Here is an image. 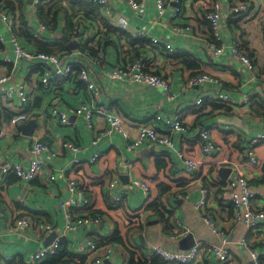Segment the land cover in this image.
Here are the masks:
<instances>
[{
  "label": "crops",
  "instance_id": "0c3cea01",
  "mask_svg": "<svg viewBox=\"0 0 264 264\" xmlns=\"http://www.w3.org/2000/svg\"><path fill=\"white\" fill-rule=\"evenodd\" d=\"M109 1L113 8L110 16L102 15L94 5L101 18L83 12L74 13L67 0L44 5L50 19L55 13L59 15L56 29H51L52 24L48 27L39 15H34L33 0L24 1L25 5L19 0H0V8L14 5L12 16L19 15V41L23 47L33 51L36 42L33 44L22 37L23 30L33 37L36 33L38 38L34 39L37 41L51 32L48 37L52 40L57 38L67 47L62 31L72 20L75 25L72 39H78L81 44L89 41L87 46L92 50L81 52L79 48L72 51L67 47V51L60 53L62 58L67 63L82 64L89 70L92 79L102 88V97L96 107L122 117L131 131L132 140L137 136L139 126L153 124L156 115L180 114L188 132L172 133V149L146 142L134 151H128L129 141L121 133L107 132L109 125L102 115L94 114L92 128L84 119L74 115L70 117L73 126L63 125L59 117L53 115L52 108L70 112L89 102L86 87L78 79L66 78L45 90L40 84L39 72H36L40 65L35 67L27 61H15L13 58L14 64L0 67V74L9 75L13 87L26 81V109L34 115L38 125L32 136L25 134L28 130L10 125V119L22 106L18 99L5 101L0 95V166L7 162L28 166L29 151L36 139L49 144L56 156L45 155L48 167L31 183L14 176L1 177L0 170V254L12 257L8 264H27L30 254L47 246L53 234L57 235L55 238L63 236L60 251L65 254L61 260L73 261L70 264H86L100 256L105 246L87 255L79 249L87 248L90 242L104 240L111 245L113 238L118 240L114 243L120 247L115 249L111 245L107 264H135L142 261L143 251L152 246L176 250L188 234L193 235L196 242L219 244L220 240L211 233L194 208L206 199L207 210L216 217L218 226L226 235L230 259L220 262L216 256H211L193 264H249V252L241 244V240L248 236V229L242 222L233 220L219 171L222 167L232 169L225 162H239L247 180L260 188L261 196L256 204L259 210H264V182H259L264 177V141L255 146L260 164L253 166L249 163L253 150L250 142L264 133V0H217L222 6L221 42L216 41L205 18L210 3L215 0H182L180 17L172 18L175 5H171L157 25L154 24L158 16L156 0H148L137 13L131 11L124 0ZM240 3L249 6V15L232 14V7ZM120 18L128 20L127 30L120 28ZM176 26L188 27L189 30L175 34L173 29ZM139 30L149 32L150 39L155 38L160 44H143V41H152L132 38V33ZM0 33L8 40V31L1 21ZM233 40L251 57L255 65L252 74L241 67L227 49ZM168 44L173 46V52L168 50ZM212 45L223 47V53L216 55L210 49ZM6 47L12 55L10 45L6 44ZM138 55L145 59L148 70L169 81L171 90L176 93L175 101L168 102L160 89L112 76L116 67L129 65L139 58ZM0 58L3 60L4 56ZM41 66L49 68L44 63ZM202 73L212 75L219 82L186 87L189 78ZM215 93L228 95L231 102L205 101L202 105H195L197 99ZM245 99L249 104H244ZM158 126L164 130L162 124ZM204 129L211 130V139L221 147L208 156L203 154L200 141ZM95 133H101L96 146L92 145ZM65 141L75 143L80 148L79 153L63 148ZM181 153L185 158L203 162L194 175L185 171ZM222 153L224 155L220 157ZM96 154L100 157L91 164L90 160ZM75 158L83 164L75 166ZM159 161L165 168L158 166ZM237 175L232 171L229 179L233 180ZM51 176L55 178L51 180ZM135 179L149 184L151 192L148 197L140 188L132 186ZM114 180L117 185L110 190L109 184ZM71 182L78 184L83 194L71 190ZM165 186L172 188L168 192ZM179 194L187 195V198L179 199ZM121 195L123 197L119 201ZM85 198L94 206L100 223L97 226L81 225L68 232L69 217L77 219L88 213L91 206L84 204ZM21 199H24V204H20ZM154 203L165 209V218H160L151 209ZM24 215L32 221L49 225L51 230L47 234L32 229L16 232L14 219ZM181 229L185 235L171 239L170 235ZM140 236L144 239L143 244ZM255 251L264 264V236ZM50 258L43 259L40 264Z\"/></svg>",
  "mask_w": 264,
  "mask_h": 264
},
{
  "label": "built area",
  "instance_id": "2783aa9c",
  "mask_svg": "<svg viewBox=\"0 0 264 264\" xmlns=\"http://www.w3.org/2000/svg\"><path fill=\"white\" fill-rule=\"evenodd\" d=\"M26 1V0H21ZM49 0H33L34 5V15L38 16V8L41 4ZM87 3L96 5L100 13L104 16L112 15L113 8L109 0H83ZM125 3L129 6L131 11L137 13L141 8L146 4L148 0H124ZM158 16L154 20V24L161 23V17L164 14L167 7L175 5L172 18L178 19L182 12V0H156ZM250 9L246 3H240L232 7V14L235 16H246L249 15ZM206 20L210 24V29L213 32V35L217 42H221L219 37L221 20H222V6L215 0L210 3L209 9L205 15ZM0 21L6 26L9 37L8 40L0 33V42L4 45L9 44L12 50V55L7 52V49L2 52L4 59L0 67H10L14 64L13 58H16L15 61H27L30 64L34 63L40 65L39 69V78L40 84L45 90H50L52 87H55V84L62 80L69 78L76 74L77 78L81 84L86 87L87 93L89 95V102L81 104L78 108L70 110V112L62 111L56 107L52 108V113L55 116H58L61 123L66 126H73L70 117L71 115L81 117L86 123L92 128V119L94 114L97 113L102 115L106 122L109 125L107 132H117L121 133L128 141L127 149L128 151H134L142 144L149 142L158 146H163L169 149H172L174 146L172 133H187L188 128L184 124L183 119L180 114L174 116H162L156 115L155 121L153 124L139 126L137 129V136L132 140L131 131L127 129V123L114 112H106L96 107L102 97V88L97 85L96 81L92 79L89 70L82 64L75 65L72 63H67L63 60L60 52H42L37 50H27L25 49L19 41L17 36L18 32V23L19 15L13 17L11 12H8L6 9L0 8ZM119 25L122 30H127L129 28V22L126 18L119 19ZM189 30L188 27L176 26L173 29L175 34L184 33ZM77 34V33H76ZM35 38H38V35L34 34ZM78 38V37H77ZM132 38L136 39H149L152 41L153 45L160 44V41L151 38L149 32L146 31H137L132 33ZM57 40V39H56ZM71 42H77L80 47L82 45H87L82 43L78 39H69ZM168 50L170 52L174 51L172 45L168 44ZM210 49L216 55L223 53V47H218L212 45ZM230 54L233 58L239 63L241 67L246 69L248 73L252 74L255 70V65L252 60L241 50L240 44L237 41H232V44L227 47ZM97 61V59H95ZM41 63H44L49 66V68H43ZM32 65V64H31ZM112 76L118 78H123L126 81H131L135 83H141L149 85L153 88L160 89L168 102H173L176 100V93L171 90V85L169 81L164 77L150 71L145 65V59L139 57L132 63L127 66L116 67ZM219 82L212 75L209 74H198L188 79L186 82L187 88H193L195 86L203 85L208 82ZM26 82V81H25ZM25 82L21 83L18 87H13L11 85V77L6 73L0 74V95L4 98L5 101H14L18 99L21 103V109L19 112L15 113L10 119V125L18 127L22 124H25L31 120H34V115L26 109L27 107V94L25 90ZM205 101L218 103V104H229L231 102L230 98L226 94L215 93L207 94L205 98L197 99L195 105H202ZM244 104H249V100L245 99ZM194 106V104H191ZM1 112L0 107V124H1ZM158 124L164 126V130H161ZM101 138V133H95L92 145L96 146ZM202 152L204 155H211L219 150H221L220 145L211 139V130L204 129L201 132L200 136ZM264 141V133H261L254 137L250 142V148L253 149L250 152V164L253 166L259 165V160L255 155L256 145ZM63 148L68 149L74 154L79 153L80 148L73 142L65 141L63 143ZM30 161L28 166H24L19 163L7 162L0 166L1 177H10L14 176L18 180L25 183H31L35 181L40 174H43L48 167V162L45 159V155L55 157L56 153L52 147L44 143L41 139L34 140L30 151ZM1 156V151H0ZM99 154L94 155L90 160V163L93 164L99 159ZM180 157L184 158L185 171L194 175L202 166L203 162L194 161L188 158H185L183 154H180ZM232 167V171L238 173L237 177L233 180L229 178L224 184V192L229 199L230 204L232 205V218L236 222H242L248 229V236L244 237L241 240V244L249 252L250 264H263L261 257L255 248L263 240L264 236V210H259L257 208L256 201L261 196L260 188L253 185L250 181L247 180L245 175L241 171V166L239 162H225ZM83 161L78 158L74 159L75 166H81ZM51 180L55 178L54 176L50 177ZM117 181L114 180L109 184V189L115 188ZM132 186L134 188H140L146 195L149 196L151 192L150 186L147 182L135 179L132 181ZM85 187V186H84ZM71 190H78L80 194H83V189H81L78 184L75 182L70 183ZM122 195L119 196L118 200L122 199ZM179 199L187 198V195L183 196L182 194L178 195ZM20 204H24V199H21ZM84 204L86 206H91V203L88 199L85 198ZM88 213L82 217L75 219L74 216L69 217L68 223L66 225V230L72 231L78 229L81 225H94L97 226L100 223V217L96 214H93L94 206L89 207ZM195 210L199 213L200 217L204 220L206 226L211 231V233L220 240L219 244L205 243L203 241L196 242L194 247L187 251H177L166 248L165 246H152L148 250L143 251L142 261L144 264H151L154 259H161L167 264H193L198 261H201L205 258H210L211 256H216L220 262H227L230 259V251L227 247V238L224 231L218 226L216 217L212 214L211 211L207 210V201L206 199L201 200L199 203L194 205ZM33 230L41 234H47L50 228L49 225L44 223L32 221L27 215L20 216L14 219V230L16 232H25L28 230ZM185 233L183 229L176 230L172 235L171 239L175 240L179 236H184ZM63 236H58L55 238L50 245L44 246L38 251H35L30 254L29 261L27 264H40L41 261L45 258L55 256L61 250V241ZM184 238V237H183ZM110 245V244H109ZM106 245L104 252L100 256L94 257L92 260L86 264H104L106 260H109L110 254L112 252L111 245ZM83 253L94 254L100 250V248L93 242L89 243L87 248L82 247L79 249ZM86 254V255H87ZM92 257L93 255H88ZM12 260L10 256H3L0 254V264H8Z\"/></svg>",
  "mask_w": 264,
  "mask_h": 264
},
{
  "label": "trees",
  "instance_id": "16d2710c",
  "mask_svg": "<svg viewBox=\"0 0 264 264\" xmlns=\"http://www.w3.org/2000/svg\"><path fill=\"white\" fill-rule=\"evenodd\" d=\"M21 2V4H24L25 5V2L19 0ZM56 0H49L43 4H41L38 8V13L37 15H39V19H41L48 27L49 24H52V28L51 29H56L57 26H58V22H59V15L57 13H55L50 19L49 18V12L48 10H46V6L44 5H47L48 3L50 2H55ZM68 2L70 1V10H72L74 13H78V12H83L85 13L86 15H93L95 17H99L101 18L100 16V13L98 12V9L93 5V4H89L85 1H82V0H67ZM140 1V0H138ZM20 4V5H21ZM4 9L8 10V12H11V14L14 12V5H10V7H3ZM66 11H69V10H66ZM65 15L71 19V17L68 16V12H65ZM72 20H70L68 26L62 31L63 32V35L69 39H72L74 37V33H75V25L71 23ZM107 25V24H106ZM108 26V25H107ZM53 31V30H52ZM23 34L21 35L22 37H24L27 41L29 42H33V44L36 42V45L35 46V50L37 51H42V52H48V53H52L54 51H57V52H65L67 51V47L65 46V44L62 42V41H58L57 38H55L54 40H52L53 38L52 37H48L49 34H51V32L49 34H45L42 36V39L40 40H36L34 39L33 37V34H29L27 32H25L24 30L22 31ZM57 39V40H56ZM25 42V41H24ZM143 44H150L152 42L150 41H143L142 42ZM25 49L27 50H32L30 48H26L24 47ZM7 47L6 45L2 44L0 42V57L3 56L2 52L4 50H6ZM86 50H92L90 49L87 45H82V47H80V51H86ZM140 55H138L139 57ZM248 56V55H247ZM250 59L251 57L248 56ZM253 62V61H252ZM3 63V60H1L0 58V64ZM32 66H35L36 64L34 63H31ZM39 70L36 69V72H38ZM76 71V74L73 75V76H70L69 79H78L77 78V69L75 70ZM158 166L160 168H165L164 167V164L162 163V161H159L158 162ZM259 182H264V177L263 179L261 178L259 180ZM259 182H256V183H259ZM168 190V192L171 190L172 187L170 186H165ZM165 193V192H164ZM163 208V207H162ZM151 209L153 211L156 212V214L160 217V218H165V215L163 213V209H160V206L159 205H156L155 203L151 206ZM165 210V209H164ZM231 210H232V205H231ZM93 214H96L95 211H93ZM97 215V214H96ZM114 241L118 242L117 239H114ZM114 241H111V243H114ZM96 245L101 248V246H106L109 244V241L106 242V240L104 241H101V242H95ZM64 251L61 252L59 251L55 256H51V258L49 260H47L46 262L42 263V264H70L72 263L73 261H68V262H63L61 259H63L64 257ZM134 255V253L132 254V256ZM152 264H167L165 263L164 261H162L161 259H158L157 258V261H153L151 262ZM75 264V263H73ZM135 264H144L143 261L139 260L138 262H136Z\"/></svg>",
  "mask_w": 264,
  "mask_h": 264
},
{
  "label": "water",
  "instance_id": "95a60500",
  "mask_svg": "<svg viewBox=\"0 0 264 264\" xmlns=\"http://www.w3.org/2000/svg\"><path fill=\"white\" fill-rule=\"evenodd\" d=\"M64 42L67 44V47L72 51L80 48V45L77 42H71L67 37H64ZM37 125H38L37 120H31L25 124L20 125V127L21 129H23V131L28 130L25 131L27 132L25 133L26 135L32 136L33 131L37 127ZM231 173H232L231 168L222 167L221 170L219 171V177L225 183L229 178V176L231 175ZM56 236H57L56 234L51 235L50 237L51 241L46 244L47 245L50 244L55 239ZM140 241L143 244L144 239L142 236H140ZM195 243H196L195 237L193 235L188 234L182 241L179 242L178 248L176 250L180 252L190 250L192 247H194ZM105 263L107 264V262Z\"/></svg>",
  "mask_w": 264,
  "mask_h": 264
},
{
  "label": "rangeland",
  "instance_id": "374dc122",
  "mask_svg": "<svg viewBox=\"0 0 264 264\" xmlns=\"http://www.w3.org/2000/svg\"><path fill=\"white\" fill-rule=\"evenodd\" d=\"M222 155H224V153H222V154L220 155V157H223ZM111 245H113V247H114L115 249H119V247H120V245H119L118 243H111Z\"/></svg>",
  "mask_w": 264,
  "mask_h": 264
}]
</instances>
